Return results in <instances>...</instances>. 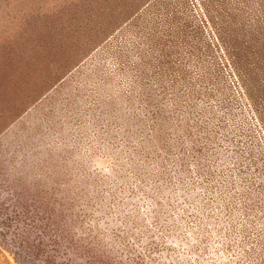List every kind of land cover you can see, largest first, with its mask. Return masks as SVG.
Here are the masks:
<instances>
[{
    "label": "rangeland",
    "instance_id": "obj_1",
    "mask_svg": "<svg viewBox=\"0 0 264 264\" xmlns=\"http://www.w3.org/2000/svg\"><path fill=\"white\" fill-rule=\"evenodd\" d=\"M0 264H264V0H0Z\"/></svg>",
    "mask_w": 264,
    "mask_h": 264
}]
</instances>
